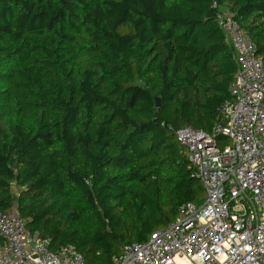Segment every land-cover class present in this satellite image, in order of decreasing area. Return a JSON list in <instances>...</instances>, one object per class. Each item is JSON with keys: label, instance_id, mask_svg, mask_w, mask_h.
<instances>
[{"label": "trees", "instance_id": "16d2710c", "mask_svg": "<svg viewBox=\"0 0 264 264\" xmlns=\"http://www.w3.org/2000/svg\"><path fill=\"white\" fill-rule=\"evenodd\" d=\"M225 6L264 64V0H0V212L113 264L202 204L176 133L230 98Z\"/></svg>", "mask_w": 264, "mask_h": 264}, {"label": "built area", "instance_id": "2783aa9c", "mask_svg": "<svg viewBox=\"0 0 264 264\" xmlns=\"http://www.w3.org/2000/svg\"><path fill=\"white\" fill-rule=\"evenodd\" d=\"M216 22L237 64L230 98L211 133L190 126L176 133L204 201L183 204L168 227L123 245L113 264H264V64L230 7ZM0 237V264H86L72 245L53 250L16 210L0 212Z\"/></svg>", "mask_w": 264, "mask_h": 264}, {"label": "water", "instance_id": "95a60500", "mask_svg": "<svg viewBox=\"0 0 264 264\" xmlns=\"http://www.w3.org/2000/svg\"><path fill=\"white\" fill-rule=\"evenodd\" d=\"M157 104L159 105V100H157Z\"/></svg>", "mask_w": 264, "mask_h": 264}]
</instances>
